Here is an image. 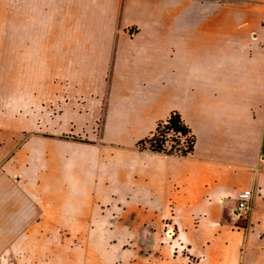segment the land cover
<instances>
[{
  "label": "crops",
  "instance_id": "0c3cea01",
  "mask_svg": "<svg viewBox=\"0 0 264 264\" xmlns=\"http://www.w3.org/2000/svg\"><path fill=\"white\" fill-rule=\"evenodd\" d=\"M5 58L0 264L55 263L35 237L101 234L109 264H264V0H0ZM89 103L92 135L53 125ZM173 112L194 151L140 148Z\"/></svg>",
  "mask_w": 264,
  "mask_h": 264
},
{
  "label": "rangeland",
  "instance_id": "374dc122",
  "mask_svg": "<svg viewBox=\"0 0 264 264\" xmlns=\"http://www.w3.org/2000/svg\"><path fill=\"white\" fill-rule=\"evenodd\" d=\"M19 65H15L13 60L11 58H5L0 59V82L3 84L11 83V74L16 69H18ZM87 108V111L84 110L83 116L78 117L77 120H74L73 122L70 121V119H66L62 122H55L53 123L54 126L58 127L60 130H65L68 128L71 123H74V126L76 127L75 133H80L82 136H86V134L92 135L93 134V126L96 125V119L94 117L97 107L93 104H87L85 105ZM100 125V124H99ZM74 126L72 128H74ZM100 130V128H99ZM174 138V134H169V142H167L166 147L170 148L174 142L172 139ZM25 139V138H23ZM84 140L88 141L84 138H76L75 140ZM23 140H21V143ZM83 142V141H82ZM20 143V144H21ZM176 148H183L185 146L184 141L182 143V146L179 147L178 145L174 144ZM145 148L150 149L151 144L146 143ZM107 220L101 219V226H106ZM121 241H125V236H119ZM135 239L139 240V235L134 236ZM116 239L115 236L111 235H96V236H89V235H49L41 238L30 239L29 243L31 244H37L39 246L43 247H51L52 248V256L56 260L53 264H85V260L87 258L88 251H86V248L83 247V249H79L77 251H72L71 248H74L76 244H83V246L87 245L88 243H96L99 245V250L97 251L99 253V258L103 264H109L107 259H112L113 255L117 252H113L112 250L107 249V245L109 242H113V240ZM65 244L68 246L66 250H61V245ZM80 246V245H79ZM86 247V246H85ZM26 256H21V264H35L37 262V256L35 257L33 255V252L30 254L28 252H25ZM44 253V252H42ZM47 253V252H46ZM91 253V252H89ZM139 252H131L129 254V257L127 259L138 258ZM42 257L44 255L42 254ZM124 259V257H123ZM77 260V262H76Z\"/></svg>",
  "mask_w": 264,
  "mask_h": 264
},
{
  "label": "trees",
  "instance_id": "16d2710c",
  "mask_svg": "<svg viewBox=\"0 0 264 264\" xmlns=\"http://www.w3.org/2000/svg\"><path fill=\"white\" fill-rule=\"evenodd\" d=\"M170 133L174 134V138L172 139L174 144L181 147L184 141L185 146L179 149L173 144L170 148H167L166 144L169 142ZM78 141L88 142L81 139ZM146 143L151 144L150 151L152 152L187 156L195 149L196 137L181 114L179 112H173L166 121L158 123L152 136L141 140L138 145L140 148H145L143 145Z\"/></svg>",
  "mask_w": 264,
  "mask_h": 264
},
{
  "label": "built area",
  "instance_id": "2783aa9c",
  "mask_svg": "<svg viewBox=\"0 0 264 264\" xmlns=\"http://www.w3.org/2000/svg\"><path fill=\"white\" fill-rule=\"evenodd\" d=\"M254 193L251 189H244L237 195L235 216L240 219H248L252 210Z\"/></svg>",
  "mask_w": 264,
  "mask_h": 264
}]
</instances>
